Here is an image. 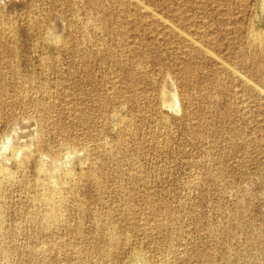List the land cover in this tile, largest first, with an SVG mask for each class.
<instances>
[{
    "label": "rangeland",
    "instance_id": "1",
    "mask_svg": "<svg viewBox=\"0 0 264 264\" xmlns=\"http://www.w3.org/2000/svg\"><path fill=\"white\" fill-rule=\"evenodd\" d=\"M262 33L264 0H0V264H264Z\"/></svg>",
    "mask_w": 264,
    "mask_h": 264
},
{
    "label": "bare ground",
    "instance_id": "2",
    "mask_svg": "<svg viewBox=\"0 0 264 264\" xmlns=\"http://www.w3.org/2000/svg\"><path fill=\"white\" fill-rule=\"evenodd\" d=\"M141 10H143V9H141ZM52 30V29H51ZM252 30V29H251ZM50 31V30H49ZM261 31V30H260ZM260 31H258V32H260ZM252 32H253V30H252ZM263 32V31H262ZM250 33V32H249ZM255 33V35L258 37V35L256 34L257 32H254ZM50 36H52V32H50V33H48ZM253 34V33H252ZM264 33H262L261 35H263ZM48 36V35H47ZM253 36V35H252ZM259 36H260V33H259ZM251 37V36H250ZM253 38V37H252ZM258 38H261V37H258ZM263 38V37H262ZM49 39V38H48ZM249 39H251V38H249ZM262 40H264V38L262 39ZM248 43H249V40H246ZM258 43L260 42V40H258L257 41ZM257 42H255V43H257ZM255 43H254V40H253V43L252 44H254L255 45ZM250 44V43H249ZM260 44V43H259ZM251 45V44H250ZM260 45H262V44H260ZM259 45V46H260ZM256 46H257V44H256ZM255 47V46H254ZM249 48V47H248ZM253 48V47H252ZM258 49H259V47H258ZM197 50V49H196ZM262 79V78H261ZM73 148V147H72ZM73 151H74V149H72ZM76 151V150H75ZM70 152H71V150H70ZM3 165V164H2ZM1 168V167H0ZM3 168H5V167H3ZM6 170L5 169H0V172H5ZM7 172H8V169H7V171H6V175H7ZM11 172V171H10ZM9 173V172H8ZM4 174V173H3ZM2 174V175H3ZM12 176V175H11ZM4 177V176H3ZM7 177V176H6ZM11 178V177H10ZM6 181V180H5ZM48 188V187H47ZM46 189V188H45ZM55 189V188H54ZM47 191H48V189H47ZM48 192H50L51 194L48 196V202H49V204H51V207H50V209H53V211H55V212H57L58 210H60L59 209V206H58V193H60L59 192V190H58V193H57V191H54L53 193H52V191L51 190H49ZM46 194V193H45ZM64 195V194H63ZM42 196V195H41ZM45 197V196H44ZM59 198H61L60 196H59ZM47 200V199H46ZM61 200H62V198H61ZM39 205V204H38ZM43 205V204H42ZM62 207V206H61ZM49 208H48V210H50ZM63 210V209H62ZM54 212V213H55ZM59 215V214H58ZM61 216V215H60ZM48 218V217H47ZM53 218V217H52Z\"/></svg>",
    "mask_w": 264,
    "mask_h": 264
}]
</instances>
